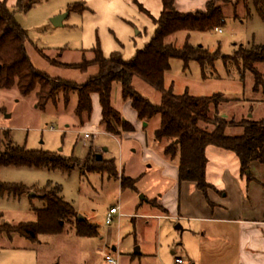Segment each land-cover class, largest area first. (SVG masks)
<instances>
[{
  "label": "rangeland",
  "instance_id": "obj_1",
  "mask_svg": "<svg viewBox=\"0 0 264 264\" xmlns=\"http://www.w3.org/2000/svg\"><path fill=\"white\" fill-rule=\"evenodd\" d=\"M1 1L14 11L17 23L27 33L26 50L34 68L51 78L79 85L85 84L98 70L91 67L82 73L53 66L37 50L66 65L92 61V50L98 48L105 57L119 52L125 61H129L151 41L156 30L155 21L163 12V0ZM236 1L218 2L225 16L221 33L216 30L179 32L167 39L177 48L188 42L212 54L219 53L214 65L204 68L197 61L186 65L180 59L171 60V70L165 75V88L172 89L178 96L185 93L196 97L220 94L229 100L219 106L221 115L234 123V127L226 131L228 136L241 135L240 125L247 119L264 120V64L255 66L263 80L256 92L254 75L243 72L242 63L238 65L233 61L234 53L241 46L264 45V20L242 2L235 11ZM65 14L68 16L61 26L52 23L53 19ZM133 86L151 103L160 104L161 94L149 85L135 78ZM77 103V95L72 94L68 106L60 97L56 105L50 102L45 110H40L36 93L22 97L16 88L0 89V129L10 131L16 145L29 151L59 153L79 161V166L71 173L28 167L0 171L2 182L29 189V193L20 199L5 198L0 202L4 223L36 222L33 209L45 207V202L38 196L57 186L62 189L63 200L77 213L74 220L65 224L61 234L41 235L35 244L23 238L9 241L7 237H1L0 264H110L108 257L126 264L136 247L141 248L143 255L148 251L160 255L163 264H171L178 256L190 264L192 258H188L187 251L191 256L203 259L197 250L199 239L207 247L210 245L219 251L222 245L219 239L208 243V225L199 226L198 233L206 236L201 239L198 233L190 232L196 230V224L193 229V224L185 220L161 221L149 217L158 212L157 202L174 186L173 178L164 176L165 169L160 161L165 160L164 149L168 141L159 143L154 137L160 117H155L144 127L145 123L134 117L130 106L131 111L124 110L127 103L122 99L120 85L116 84L113 107L124 115L135 131L123 133L116 127L118 136H112L106 133L97 112L79 118L75 114ZM86 134L90 139H85ZM90 156L97 162L113 160L115 175L87 172L84 163ZM122 176L135 181V189L123 190ZM142 196L148 202L142 203ZM111 207H119L123 217L116 216L113 224L107 225L106 217ZM170 215H174L173 212ZM80 218L98 226L97 237L77 236L75 221ZM172 251L177 256H173ZM139 260L141 257L136 262ZM203 260L208 263L209 259L204 257Z\"/></svg>",
  "mask_w": 264,
  "mask_h": 264
},
{
  "label": "trees",
  "instance_id": "obj_2",
  "mask_svg": "<svg viewBox=\"0 0 264 264\" xmlns=\"http://www.w3.org/2000/svg\"><path fill=\"white\" fill-rule=\"evenodd\" d=\"M176 0H163V12L156 23L155 34L143 50H140L129 61H125L119 52L105 57L98 48L92 50L94 59L78 65H66L49 59L42 50L38 53L57 67L78 70L86 73L91 67L98 72L82 85L51 78L36 70L27 54V33L17 23L14 11L5 1L0 0V89H18L22 97L36 93L37 107L45 110L51 102L57 104L63 98L68 106L71 95L78 98L75 114L91 116L93 112L92 96L97 94L102 109L101 124L106 132L118 136L116 127L123 133H133V126L113 107V91L116 84L121 87L124 102H129L137 117L144 123L160 117V125L155 132V141L167 140L164 155L175 160L179 157V181L194 183L203 193L214 189L206 180L208 159L206 149L209 146L230 151L237 155L243 175L251 179L253 163L264 165V120L247 119L241 123L243 132L239 136H228L227 129L234 127L219 112L222 103H228L222 95L196 97L189 93L175 95L172 89L165 88V75L171 70V60L180 59L188 65L197 61L204 68L213 66L219 53H210L203 47H195L188 42L182 48L168 43L167 39L179 32H206L220 29L225 23V16L219 0H209L205 10L194 13H181L175 7ZM242 2L250 7L264 20V0H237L235 11ZM251 10V9H250ZM233 61L240 65L243 72H250L255 77L257 92L262 85V75L255 68L264 64V45H253L250 48L241 46L233 55ZM244 77V76H243ZM140 79L161 94L158 105L143 97L133 86V80ZM113 161V160H112ZM112 161H93L90 156L84 163L89 173H108L115 175ZM79 161L66 158L59 153L29 151L16 145L10 131L0 129V171L3 168H36L61 170L71 173ZM121 187L135 189V181L121 177ZM29 189L20 185L6 184L0 179V202L7 198H22ZM62 189L55 187L49 192L43 191L40 197L45 202L43 209H33L37 219L33 223L10 225L2 221L0 215V238L9 241L23 238L33 244L38 243L41 235H59L65 224L74 220L77 213L72 205L61 197ZM153 205V203H151ZM75 229L81 238L98 236V226L86 219H76Z\"/></svg>",
  "mask_w": 264,
  "mask_h": 264
},
{
  "label": "crops",
  "instance_id": "obj_3",
  "mask_svg": "<svg viewBox=\"0 0 264 264\" xmlns=\"http://www.w3.org/2000/svg\"><path fill=\"white\" fill-rule=\"evenodd\" d=\"M208 2L209 0H176L175 7L181 13H194L205 10ZM92 103L93 112H97L101 121L102 109L97 94L92 96ZM126 103L124 110H130L131 104ZM133 115L138 119L135 111ZM139 122L142 121L139 120ZM148 123L144 127H147ZM206 156L208 159L206 180L214 189L203 193L194 183L179 181V157L171 160L164 155L165 160H160L165 169L164 176L172 177L174 186L167 195L161 196V200L157 202L158 212L150 214L149 217L161 221L185 220L193 224L192 228L196 224V230L190 231L194 235L199 232L200 225H208L210 234L208 243H213L217 238L222 244L221 249L218 251L216 247L210 245L207 247V244L201 243L199 239L197 250L200 257L209 259L208 263L198 256H191L187 251L188 258H192L190 264H211L212 262L264 264V165L253 163L251 179H248L247 175H243L241 171V163L236 154L209 146L206 149ZM34 196L33 194L32 197ZM141 202L148 201L145 198ZM172 212L174 215L171 216ZM177 227L183 230L181 225H177ZM199 236L201 239L206 237L202 232ZM113 249L117 251L116 247ZM172 255L177 256V253L172 251ZM131 256L132 258L127 259L129 260L128 264H163L160 255H154L149 251L143 255L141 248L140 254H135L134 250ZM138 257H141L144 262L142 260L136 262ZM177 258L183 257L178 256ZM176 259L171 264H176ZM226 259H229L228 263Z\"/></svg>",
  "mask_w": 264,
  "mask_h": 264
},
{
  "label": "built area",
  "instance_id": "obj_4",
  "mask_svg": "<svg viewBox=\"0 0 264 264\" xmlns=\"http://www.w3.org/2000/svg\"><path fill=\"white\" fill-rule=\"evenodd\" d=\"M217 32L221 33V29H216ZM85 138L86 139H89L90 138V135L86 134L85 135ZM116 216H121V210L119 207H113L109 210V213L106 217V224L107 225H112L113 222H114V219ZM107 261L110 263V264H119V261L118 260H114L113 258L111 257H108ZM176 264H185V261L182 259V258H177L176 259Z\"/></svg>",
  "mask_w": 264,
  "mask_h": 264
},
{
  "label": "water",
  "instance_id": "obj_5",
  "mask_svg": "<svg viewBox=\"0 0 264 264\" xmlns=\"http://www.w3.org/2000/svg\"><path fill=\"white\" fill-rule=\"evenodd\" d=\"M67 16H68V14H65V15L59 16V17L53 19V20H52V23H53L55 26H57V27H58V26H61L62 23H63V20H64L65 18H67ZM144 125L146 126L147 124L145 123ZM141 200L144 201L145 198L142 196V197H141ZM79 220L82 221L83 218H80ZM178 229H179V227H178ZM135 254H140V248H139V247H137V248L135 249Z\"/></svg>",
  "mask_w": 264,
  "mask_h": 264
}]
</instances>
